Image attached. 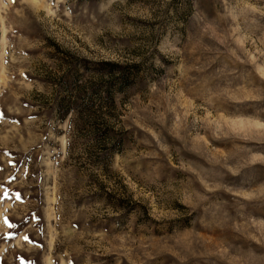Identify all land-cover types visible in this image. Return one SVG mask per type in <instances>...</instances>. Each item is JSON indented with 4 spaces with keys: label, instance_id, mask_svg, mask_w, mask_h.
<instances>
[{
    "label": "rangeland",
    "instance_id": "1",
    "mask_svg": "<svg viewBox=\"0 0 264 264\" xmlns=\"http://www.w3.org/2000/svg\"><path fill=\"white\" fill-rule=\"evenodd\" d=\"M0 264H264V0H0Z\"/></svg>",
    "mask_w": 264,
    "mask_h": 264
},
{
    "label": "snow or ice",
    "instance_id": "2",
    "mask_svg": "<svg viewBox=\"0 0 264 264\" xmlns=\"http://www.w3.org/2000/svg\"><path fill=\"white\" fill-rule=\"evenodd\" d=\"M17 198L19 199V194H17ZM33 216H35V214H33ZM6 222H7V220H6ZM9 226H10V227H14L15 225H9ZM23 239H24L25 241H28V240H29V238H28L27 236H24Z\"/></svg>",
    "mask_w": 264,
    "mask_h": 264
}]
</instances>
